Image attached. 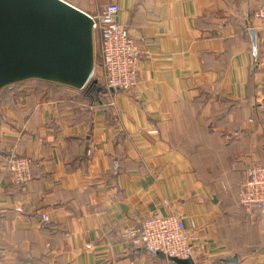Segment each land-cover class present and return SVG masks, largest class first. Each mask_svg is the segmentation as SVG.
<instances>
[{
    "label": "crops",
    "instance_id": "0c3cea01",
    "mask_svg": "<svg viewBox=\"0 0 264 264\" xmlns=\"http://www.w3.org/2000/svg\"><path fill=\"white\" fill-rule=\"evenodd\" d=\"M63 1L89 16L118 5L141 52L136 86L94 103L57 85L0 92L2 263L174 264L121 238L159 214L203 243L194 264H264V212L212 180L241 183L264 164V33L252 17L264 0ZM14 155L32 161L22 186L9 180Z\"/></svg>",
    "mask_w": 264,
    "mask_h": 264
},
{
    "label": "water",
    "instance_id": "95a60500",
    "mask_svg": "<svg viewBox=\"0 0 264 264\" xmlns=\"http://www.w3.org/2000/svg\"><path fill=\"white\" fill-rule=\"evenodd\" d=\"M92 25L87 14L63 0H0V92L31 80L87 93L97 82ZM249 33L256 56V33Z\"/></svg>",
    "mask_w": 264,
    "mask_h": 264
},
{
    "label": "built area",
    "instance_id": "2783aa9c",
    "mask_svg": "<svg viewBox=\"0 0 264 264\" xmlns=\"http://www.w3.org/2000/svg\"><path fill=\"white\" fill-rule=\"evenodd\" d=\"M118 13V5L109 3L88 17L93 21L94 44L98 45L100 59L95 79L102 81L108 91L126 92L136 86L141 52L130 29L116 20ZM252 17L256 28L264 33V1L254 9ZM31 165L29 158L10 156L7 159L10 183L14 186L28 183L32 177ZM244 179L237 191L239 207L248 213L264 212V164L249 167ZM39 216L44 224L50 222L46 215ZM121 238L139 249L193 262L204 248L198 237L184 228L182 218L174 215L155 214L141 224L126 228ZM0 264H3L1 260Z\"/></svg>",
    "mask_w": 264,
    "mask_h": 264
},
{
    "label": "rangeland",
    "instance_id": "374dc122",
    "mask_svg": "<svg viewBox=\"0 0 264 264\" xmlns=\"http://www.w3.org/2000/svg\"><path fill=\"white\" fill-rule=\"evenodd\" d=\"M95 45V44H94ZM94 53H96V65H95V73H94V78L97 77V75L99 74V69H98V66H99V62H100V59H99V53H98V47H95L94 48ZM19 86L21 88H29V87H43V85H41L40 83L36 82V81H28V82H24V83H21L19 84ZM40 91H42L41 89L38 90V92L40 93ZM43 93V91L41 92V94ZM34 94H38L36 92H34ZM225 183L222 184L220 179L219 178H214L212 177V180L213 182L217 183V182H220L219 184V187H220V191H222L224 194H232L234 199H237V191L241 185V183H234L232 184L231 182L228 183L226 181H232V177L231 176H226L225 178ZM238 201V200H237Z\"/></svg>",
    "mask_w": 264,
    "mask_h": 264
},
{
    "label": "trees",
    "instance_id": "16d2710c",
    "mask_svg": "<svg viewBox=\"0 0 264 264\" xmlns=\"http://www.w3.org/2000/svg\"><path fill=\"white\" fill-rule=\"evenodd\" d=\"M97 46L98 45L96 43L95 47H97ZM99 64H100V62H99ZM29 81H31V80H29ZM36 82H38L41 85H43V87H45V86H56L54 84L47 83V82H45V83L40 82V81H36ZM12 87H10V88H12ZM10 88H7V89H10ZM108 92L109 91L106 89V86L104 85V83L102 81H98L97 80V82L95 84H93V87L91 89H89L87 91V93H85V91H82L81 94H80V97L83 98L85 101H88V102H91V103L100 102L102 98H104L105 96L108 95ZM237 200H238V196H237ZM253 212H255V210H253ZM259 212H261V211H259ZM261 213H263V212H261Z\"/></svg>",
    "mask_w": 264,
    "mask_h": 264
}]
</instances>
